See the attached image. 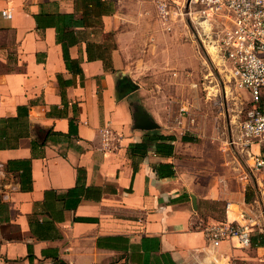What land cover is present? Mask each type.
Instances as JSON below:
<instances>
[{
  "label": "crops",
  "instance_id": "1",
  "mask_svg": "<svg viewBox=\"0 0 264 264\" xmlns=\"http://www.w3.org/2000/svg\"><path fill=\"white\" fill-rule=\"evenodd\" d=\"M81 1L0 0V28L13 32L16 64L0 74V264H264V246L206 240L208 224L244 222L264 197L248 193V181L232 183L219 145L211 155L185 127L187 117L160 115L158 107L171 114L181 101L170 90L193 85V65L163 30L155 0H109L114 12L102 22L117 44L112 69L88 59L87 41L107 37L76 27L89 34L70 48L83 76L67 68L56 29L38 28L34 17L45 4L80 18ZM128 79L136 89L117 100L116 87ZM132 101L159 132L176 136L171 157L151 150L135 159L136 172L130 145L151 130L134 127ZM10 117L24 123L2 120ZM159 163L173 164L175 175L160 177Z\"/></svg>",
  "mask_w": 264,
  "mask_h": 264
},
{
  "label": "built area",
  "instance_id": "2",
  "mask_svg": "<svg viewBox=\"0 0 264 264\" xmlns=\"http://www.w3.org/2000/svg\"><path fill=\"white\" fill-rule=\"evenodd\" d=\"M177 2L155 0L157 15L164 24L181 14L175 10ZM189 7H193L192 22L211 37L217 36L214 48L220 66L229 71L236 88L249 96L238 110L239 126L231 145L241 147L252 168L264 170V0H189ZM2 14L12 16L7 10ZM204 232L212 246L231 241L249 247L253 234L264 233V202L244 222L215 221Z\"/></svg>",
  "mask_w": 264,
  "mask_h": 264
},
{
  "label": "rangeland",
  "instance_id": "3",
  "mask_svg": "<svg viewBox=\"0 0 264 264\" xmlns=\"http://www.w3.org/2000/svg\"><path fill=\"white\" fill-rule=\"evenodd\" d=\"M177 1L174 3L175 10L181 14L167 24L161 23L163 30L170 32L182 45L180 52L190 57L193 73L187 83L193 85L170 90V93L181 101L171 109V114L165 107H158L159 113L163 116L167 114L170 120L179 115L187 117L185 127L189 125L195 128L198 143L205 142L211 155L215 153L216 145H219L226 166L223 172L229 175L232 183L248 181V193L263 198L264 170L252 168L251 164L247 163L246 153L241 151V147L231 145L239 126L238 110L245 106L249 96L245 91L236 88L229 71L220 66L214 48L217 36L211 37L192 22L193 15L190 12L193 7H189V0ZM168 26L171 28L168 29ZM13 38L12 31L0 28V74L16 68ZM177 67L171 68L172 71H176ZM183 106L184 110L181 108ZM256 149L254 145L253 150Z\"/></svg>",
  "mask_w": 264,
  "mask_h": 264
},
{
  "label": "trees",
  "instance_id": "4",
  "mask_svg": "<svg viewBox=\"0 0 264 264\" xmlns=\"http://www.w3.org/2000/svg\"><path fill=\"white\" fill-rule=\"evenodd\" d=\"M89 4L91 6H89ZM45 5V4H44ZM44 5H42V11L38 14H35L38 28L54 27L57 32V42L62 47L63 59L66 63L67 68L74 74H81L83 76V70L78 59H74L70 55V48L84 39H87L89 36L81 29L76 27L84 26L85 28H90L95 33V37L102 38L107 37V40L100 42L97 39L87 41V51L88 59L96 60L102 59L106 65L112 69V59L111 53L116 49L117 44L114 42V33L103 31V22L102 18L104 15L112 14L114 12L113 2L109 0H82L81 1V16L76 19L74 13H64V12H48L44 10ZM92 29V30H91ZM61 82V81H60ZM19 113L27 112V106H19ZM18 117H10L7 119H2L6 123L16 122ZM18 120L20 124H23ZM19 125V124H18ZM75 127L73 120H70V132L68 134L75 133ZM176 140L174 135H165L159 130H151L146 133L141 142L133 143L130 145L129 153L132 159L134 160V172L138 169V161H135L136 158L142 159L146 155L154 150L158 155L164 157H171L174 154L175 146L173 142ZM183 140H192L187 136H183ZM154 170L160 177L165 176H174L175 170L174 166L171 163H159L154 166ZM81 175L82 170L79 169V179L77 188L81 184ZM71 192V191H70ZM248 199V198H247ZM254 247L264 246V233L259 232L251 236V245Z\"/></svg>",
  "mask_w": 264,
  "mask_h": 264
},
{
  "label": "water",
  "instance_id": "5",
  "mask_svg": "<svg viewBox=\"0 0 264 264\" xmlns=\"http://www.w3.org/2000/svg\"><path fill=\"white\" fill-rule=\"evenodd\" d=\"M136 89V84L128 79L123 86L116 87V99L120 100ZM134 127L140 130H155L160 127V124L148 112L144 105L140 102L132 101ZM195 201V199H193Z\"/></svg>",
  "mask_w": 264,
  "mask_h": 264
},
{
  "label": "flooded vegetation",
  "instance_id": "6",
  "mask_svg": "<svg viewBox=\"0 0 264 264\" xmlns=\"http://www.w3.org/2000/svg\"><path fill=\"white\" fill-rule=\"evenodd\" d=\"M128 80H122L119 82V86H123L127 83Z\"/></svg>",
  "mask_w": 264,
  "mask_h": 264
}]
</instances>
